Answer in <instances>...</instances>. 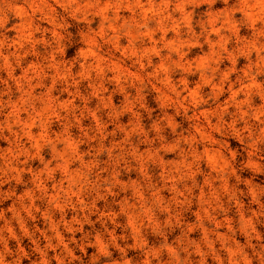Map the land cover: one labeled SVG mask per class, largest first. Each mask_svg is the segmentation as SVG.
<instances>
[{"label": "rangeland", "instance_id": "rangeland-1", "mask_svg": "<svg viewBox=\"0 0 264 264\" xmlns=\"http://www.w3.org/2000/svg\"><path fill=\"white\" fill-rule=\"evenodd\" d=\"M0 252L264 264V4L0 0Z\"/></svg>", "mask_w": 264, "mask_h": 264}, {"label": "clouds", "instance_id": "clouds-1", "mask_svg": "<svg viewBox=\"0 0 264 264\" xmlns=\"http://www.w3.org/2000/svg\"><path fill=\"white\" fill-rule=\"evenodd\" d=\"M259 2L261 4H264V0H259ZM224 3L227 4L228 0H224ZM60 161H55L54 163H59ZM73 164L78 165L79 161H73ZM54 166V165H53ZM9 252H11V250L9 249ZM16 256L13 253L12 255H8V253L5 252H0V264H13L14 261H16ZM127 264H131V260H128Z\"/></svg>", "mask_w": 264, "mask_h": 264}]
</instances>
